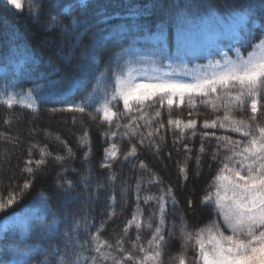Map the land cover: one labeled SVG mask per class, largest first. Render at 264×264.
Listing matches in <instances>:
<instances>
[{"label":"snow or ice","instance_id":"1","mask_svg":"<svg viewBox=\"0 0 264 264\" xmlns=\"http://www.w3.org/2000/svg\"><path fill=\"white\" fill-rule=\"evenodd\" d=\"M0 5L23 9L21 0H0ZM114 8L122 9L127 19L111 23ZM189 13L218 23L231 21L222 33L227 44L217 40L200 50L211 57L206 64L194 63L198 55L184 46ZM28 22L43 33L41 43L60 57L59 64L49 61L47 66L52 72L63 71L67 84L58 88L56 81L48 80L46 87L34 83L25 89V79L31 78L29 66L44 63L43 54L25 48L22 64L16 63L15 53L0 55V107L8 113L3 124H12L17 106L38 118L37 101L60 105L47 111L73 113L72 123L82 127L76 114L87 115L105 128L100 137L107 147L99 167L107 174L93 175V142L86 127L75 141L82 152L80 168L72 166L77 151L59 135L55 140L63 154L29 143L21 169L26 178L22 184L13 182L7 196L0 195V213L8 212L0 215V264H164L166 245L177 227L169 224V212L180 201L177 187L166 183L141 153L147 150L162 162L168 134L173 149L184 153L178 164L180 189L186 187L190 171L196 178L201 175L209 148L208 167L217 165L199 200V209H210L213 218L188 230L181 214L182 250L170 257V264H264V0H29ZM173 23L174 48L166 42V30L170 32ZM138 33H151L148 38L156 46L137 50ZM201 106L214 113L212 118L200 121ZM216 129L239 138L217 135ZM197 136L200 146L193 170L189 142ZM0 140L20 142L3 131ZM125 142L127 149L122 150ZM166 155L171 159V150ZM51 161L59 166L51 190H40L22 203L37 174ZM125 165L135 174L131 188V177L120 176ZM118 180L124 206L129 191L134 192L135 210L118 235L105 237L107 224L117 216ZM155 185L160 186L157 193L141 196ZM109 190L112 194L105 195L97 222L94 205L101 192ZM17 204L21 207L9 212ZM141 204L150 206L147 217ZM187 208L197 214L191 196ZM145 232H150L146 242Z\"/></svg>","mask_w":264,"mask_h":264},{"label":"trees","instance_id":"2","mask_svg":"<svg viewBox=\"0 0 264 264\" xmlns=\"http://www.w3.org/2000/svg\"><path fill=\"white\" fill-rule=\"evenodd\" d=\"M106 2H115L122 3L123 0H106ZM206 2V0H205ZM219 2V0H218ZM23 9L22 11L17 12L12 7H6L0 5V55L5 52L15 53L16 63H23L25 60L23 49L27 48L30 52H40L43 54L44 63H41L39 67H30L31 78L25 79L23 87L25 89L31 88L33 84H39L41 87H46V81L52 80L57 82V87H61L64 84H67V80L64 79V72L57 71L52 72L47 64L49 61L53 64H59L60 57L51 47H45L41 43V37L43 35L40 30L36 28L35 25H32L28 22V9H29V0H22ZM112 11V21L113 24L121 23L123 20L127 19L125 12L120 8H114ZM203 12V8L200 9ZM177 10H171L172 17H175ZM188 23L185 26V32L183 34V43L185 48L190 53H196L198 58L194 60V63L197 64H206L208 57L205 52H201V49L207 50L208 48L214 46L217 40H220L221 43L227 44L228 41L224 39L222 33L226 32L230 26L231 21L225 18L220 23L217 22L215 18L206 17L200 18L193 13H189L187 16ZM107 23V22H106ZM48 35L55 37L56 33H49ZM139 39L135 43L137 50L141 51H150L154 48L155 40L148 38L152 36L151 33L137 34ZM166 42L171 46L175 47L176 44V29L175 23H173L172 29L170 32L166 30ZM53 43H56V40H53ZM17 45H19V51H17ZM227 51V48H224ZM250 50V49H249ZM119 51V49H117ZM103 67V65H101ZM3 73L0 72V76ZM81 94L75 96L76 100H80ZM39 105V116L38 118L30 113L28 110H22L18 106L13 110V115L11 116L12 124L6 126L3 124V119L7 115V111L0 107V131L6 132L9 136L19 137L20 142L12 143L8 140H0V195L7 196L13 182L17 184H22L26 178V173H22L21 169L24 167V161L27 158V148L29 143H38L40 146L47 145L48 151L56 154L59 152L63 154L62 145L55 140V137L59 135L61 139L67 140L69 145L76 150V137H78L83 127H86L90 131V135L93 142V155H92V165L94 168V176H105L107 174L106 170L99 167L100 160L103 156V148L107 147V144L103 142L100 137V133L105 130L104 127L98 125L97 122L91 121L87 115L81 116L77 115L78 120H83V127L80 124L72 123L73 113H55L51 114L47 109L60 105H54L52 102H41L37 101ZM199 111L202 113L200 116V121L204 118H212L214 113L210 109H207L203 106L199 108ZM222 114V113H221ZM186 118V117H185ZM166 119V118H165ZM31 129H36L35 132H31ZM217 135H231L234 139H238V134L225 132L221 129L215 130ZM193 147V159L189 161L191 169L195 168V153L199 149L200 139L197 136L194 141L189 142ZM212 144H215V141H212ZM127 149V142L122 145V150ZM171 150V159L168 158L166 153ZM77 151V160L72 164L73 167L80 168L79 157L82 156V152ZM211 154V148H209L208 155ZM208 155L204 157V162L200 169L201 175L196 178L192 175L190 171V179L186 182V187L183 189L179 188L180 180L178 178V164H182L184 160V153L182 151L177 152L173 149L172 145V136L171 134L167 135L166 143L162 145L161 156L163 161L156 160L153 158L150 153L145 150L141 153V159H145V162L149 166L159 173V175L164 179L166 183H171L177 187V196L180 201L179 207L175 211H170L168 216V222L171 225L173 222L177 225L173 232V236L169 239L168 244L165 248L164 264H170V257L179 253L181 245L183 244V239L181 236V214L186 217L188 222V230H191L193 226L200 227L212 219L211 210L204 208L199 209V200L203 195L202 190L205 189L208 183L212 180L215 175L217 165L212 164L211 169L208 167L209 159ZM33 157L38 159L39 152L34 150ZM119 171V169H117ZM59 171V166L55 164L54 161L49 163L48 168L44 169L42 172L37 174V178L31 188V191L25 196L22 203H27L34 195L37 194L40 190H51V184L56 176V173ZM44 172H47V175H44ZM121 179L124 176H130L129 181L130 188L136 183L135 174L132 173L129 169V166L125 165L123 171L120 173ZM71 178V173H70ZM159 185L153 186L151 189H145L141 193L143 197L146 194L157 193ZM120 181H117L116 187V196L117 202L115 205V212L117 213L116 218L110 221L106 226V231L104 232L105 237L111 236L113 233L119 234L121 229L124 226V223L129 219L132 213L135 210V199L134 192L131 190L127 195V205H125V200L120 197L119 194ZM111 195V190L107 193L101 192L100 199L94 205V215L96 221L99 222L101 219V209L104 208V197L105 195ZM191 198L197 204V214L193 215L191 211L187 208V198ZM21 207V204L15 205L12 209H9V212H14ZM141 207L144 208L145 217H147V209L150 207L148 205L141 204ZM0 215L6 216L8 212L0 213ZM131 238H135V229L131 231ZM150 238V232H145L143 234V240L146 242ZM192 254L191 244L188 245V255ZM172 264H176L175 261Z\"/></svg>","mask_w":264,"mask_h":264},{"label":"rangeland","instance_id":"3","mask_svg":"<svg viewBox=\"0 0 264 264\" xmlns=\"http://www.w3.org/2000/svg\"><path fill=\"white\" fill-rule=\"evenodd\" d=\"M21 3H22V0H21ZM13 8V7H12Z\"/></svg>","mask_w":264,"mask_h":264}]
</instances>
